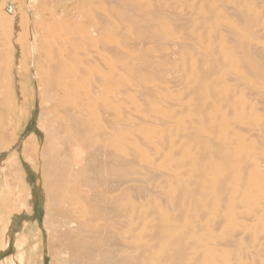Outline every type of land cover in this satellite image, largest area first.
<instances>
[{
    "label": "bare ground",
    "instance_id": "1",
    "mask_svg": "<svg viewBox=\"0 0 264 264\" xmlns=\"http://www.w3.org/2000/svg\"><path fill=\"white\" fill-rule=\"evenodd\" d=\"M112 1L92 29L63 35L73 18L50 8L27 28L30 76L47 67L25 158L42 177L47 257L264 264V0Z\"/></svg>",
    "mask_w": 264,
    "mask_h": 264
},
{
    "label": "rangeland",
    "instance_id": "2",
    "mask_svg": "<svg viewBox=\"0 0 264 264\" xmlns=\"http://www.w3.org/2000/svg\"><path fill=\"white\" fill-rule=\"evenodd\" d=\"M106 1L0 0L2 9L0 25L6 30L10 26L20 27L22 30L19 37L12 35L10 39L0 36V71H2L0 76L6 78L2 90L0 89V93H3L0 94V263L5 258H11L15 264H53L50 260L52 257H47L46 246L49 241L46 237V226L48 221L42 177L30 170L29 158L25 161L26 155L29 157V147L34 144V136L36 135L38 140L41 139L37 119H39L38 114H40V107L44 99L35 86L38 81H42L47 68L44 67L40 70L36 81L30 76L29 72L31 71L32 74L33 69H31L32 63L29 61V47L26 44L27 40L29 41L27 28L29 24L35 27L36 21L46 18L44 10L50 8L52 14L59 20L73 18V22L66 25L67 27L63 26L58 29L60 33L62 32L61 34L67 35L68 32H74L75 29L78 32L83 29H92L96 24L97 12L108 9L106 4L109 6L115 4L112 0H109L111 2ZM98 7L102 9L97 10ZM92 11L96 12V15ZM100 15L102 13H99L97 18ZM36 28H39V24ZM40 46L46 47L48 42L40 41ZM9 89L13 96L7 94ZM9 105L18 107V112L6 113V110L10 108ZM33 113L35 114L32 117ZM16 127L19 131H16ZM9 130L12 132L11 134H9ZM16 134H19L18 138L21 144L13 146L12 155L9 157L10 151L9 149L5 150V146ZM13 157L14 159L18 158V163L24 168L21 181L15 179L11 181L6 177L11 166L8 160ZM12 165L11 167H15L14 164ZM16 258L18 260L22 258V261L19 262Z\"/></svg>",
    "mask_w": 264,
    "mask_h": 264
}]
</instances>
